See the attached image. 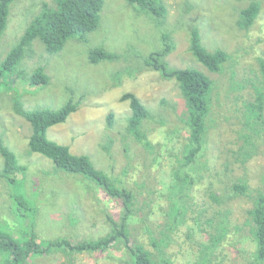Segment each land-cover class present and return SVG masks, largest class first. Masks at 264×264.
<instances>
[{
    "label": "rangeland",
    "instance_id": "374dc122",
    "mask_svg": "<svg viewBox=\"0 0 264 264\" xmlns=\"http://www.w3.org/2000/svg\"><path fill=\"white\" fill-rule=\"evenodd\" d=\"M53 1L19 0L11 5L7 28L0 37V63L42 4ZM163 1L167 16L159 21L127 0H105L99 27L85 41L71 39L61 53L52 56L35 41L21 67L24 76H11L12 89L0 85V141L29 170L26 183L9 184L1 178L4 160L0 155V229L9 225L17 237L28 227L36 230L40 240L68 237L75 243L106 235L110 231L106 213L119 220L120 203L95 182L61 171L49 158L30 153L31 126L13 109L16 98L26 109H59L73 99L79 103L78 110L66 122L50 127L47 137L68 146L73 154L89 156L97 169L134 192L137 214L130 222L133 241L143 244L157 260L163 258L170 264H197L208 252L212 264H256L257 244L251 236L253 223L248 213L252 199L230 198L228 190L236 182H245L256 196L263 184L264 138L246 163L234 154L237 143L244 142L239 131L246 121V103L255 98L253 84L264 85V0ZM253 2L260 5L259 15L249 29H242L238 24L240 10ZM194 28L199 29L209 51L222 49L232 55L221 73L210 72L191 53L190 32ZM164 32L171 34L175 46L167 57L169 65L202 71L212 79L214 88L206 138L208 167H202L188 194L189 207L182 223L170 232V241L159 247L154 242L162 245V232L169 220L174 201L170 190L189 135L183 121L189 112L176 79H165L150 70L133 76L126 72L162 48ZM102 46L120 58L90 64L89 51ZM39 66L51 79L42 89L25 80ZM128 92L136 94L151 112L142 130L154 151L128 130L132 111L129 101L121 99ZM110 114L114 121L111 128L107 122ZM18 199L34 207V213L22 212ZM123 254L119 248L74 257L55 253L27 264H125ZM0 264L6 263L0 259Z\"/></svg>",
    "mask_w": 264,
    "mask_h": 264
},
{
    "label": "trees",
    "instance_id": "16d2710c",
    "mask_svg": "<svg viewBox=\"0 0 264 264\" xmlns=\"http://www.w3.org/2000/svg\"><path fill=\"white\" fill-rule=\"evenodd\" d=\"M19 0H0V37L4 34L10 15L11 5ZM131 5H137L147 14L163 21L167 16V5L163 0H127ZM105 0H54L52 3L44 2L40 12L33 18L19 42L10 50L7 57L0 63V85H9L12 89L11 79L13 74L19 78L24 76L21 70L23 61L28 53L32 52L35 41L41 42L49 55L61 53L67 42L71 39L85 41L88 35L95 32L100 24L101 12ZM260 5L257 2L240 10L238 24L242 29H249L259 15ZM162 48L153 51L142 59V64L132 69H127L128 75L142 73L144 70L156 71L165 79H176L186 99L188 118L183 120L189 128L186 144L179 155V166L174 171V184L171 187L174 201L168 212L169 220L162 232V247L170 239V232L175 231L182 223V215L187 205L188 194L195 186L202 167H208L206 160V138L209 132L208 117L211 114V94L214 83L202 71L195 68H173L167 61L168 55L174 50V42L169 32H164ZM190 51L199 63L212 73H221L224 67L233 59L232 55L222 49L209 51L202 43L198 28L190 32ZM89 62L97 65L102 61H116L120 55L106 48L96 47L89 51ZM264 68V65H263ZM28 78V79H27ZM31 87L46 88L50 83V76L45 68L39 66L25 78ZM255 88L254 101L246 103L247 111L244 113L246 121L239 135L244 142L237 143L238 150L235 157L243 163L250 160L258 148V143L264 138V85ZM122 101H129L132 114L129 118L128 130L148 150H155L151 141L146 138L142 130L146 120L151 118V112L136 94L128 92L122 95ZM79 103L69 100L59 109L36 108L26 109L20 98L14 100L13 109L18 116L24 118L31 126L29 138L30 153H38L52 160L57 169L68 174H77L97 184V188L121 206L119 220L108 212L105 214L110 231L98 239L71 242L68 237L51 240H40L36 230L27 229L24 235H13L10 226L0 229V259L6 264H27L37 257L62 253L68 257L79 254L102 253L119 248L126 257L125 264H170L163 258L156 259L153 253L138 241L132 240L130 222L136 217V196L134 192L118 180L97 169L87 155H76L68 146L60 145L47 137L50 127L64 123L70 115L78 110ZM109 128L113 127V114L107 118ZM0 155L4 160V169L1 178L9 184L27 182L28 167L21 165L15 153L0 141ZM57 173V172H56ZM199 175V176H198ZM46 177V176H45ZM45 177L43 181L45 180ZM51 178V177H50ZM49 178V179H50ZM48 181V180H47ZM45 182V181H44ZM250 186L245 182H236L228 190V197L243 196L252 199L253 206L248 213L251 218L252 238L257 244L255 253L256 264H264V177L262 186L257 189L256 196H252ZM22 212L36 210L26 201L18 199ZM146 215V214H145ZM160 253L163 251L160 248ZM206 258L197 264H212L210 253L204 254Z\"/></svg>",
    "mask_w": 264,
    "mask_h": 264
}]
</instances>
